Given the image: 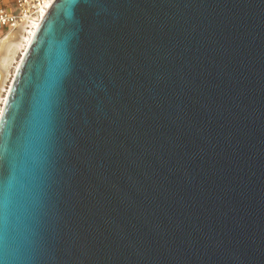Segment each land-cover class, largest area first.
Segmentation results:
<instances>
[{
	"label": "water",
	"instance_id": "obj_1",
	"mask_svg": "<svg viewBox=\"0 0 264 264\" xmlns=\"http://www.w3.org/2000/svg\"><path fill=\"white\" fill-rule=\"evenodd\" d=\"M0 264H264V0H55L0 120Z\"/></svg>",
	"mask_w": 264,
	"mask_h": 264
},
{
	"label": "bare ground",
	"instance_id": "obj_2",
	"mask_svg": "<svg viewBox=\"0 0 264 264\" xmlns=\"http://www.w3.org/2000/svg\"><path fill=\"white\" fill-rule=\"evenodd\" d=\"M40 22L41 19H37L25 23L17 32L11 34L4 41H2L0 45V120L17 70L19 69L22 59L25 56L40 26ZM18 51H23L22 56L20 58V61L17 62V66L15 68L14 74L11 76L10 85L6 92V97L2 101L1 94L5 90V85L7 84V80L10 76L9 69L15 63V59Z\"/></svg>",
	"mask_w": 264,
	"mask_h": 264
},
{
	"label": "built area",
	"instance_id": "obj_3",
	"mask_svg": "<svg viewBox=\"0 0 264 264\" xmlns=\"http://www.w3.org/2000/svg\"><path fill=\"white\" fill-rule=\"evenodd\" d=\"M55 0H15L16 12H11L0 1V45L22 25L41 19Z\"/></svg>",
	"mask_w": 264,
	"mask_h": 264
},
{
	"label": "rangeland",
	"instance_id": "obj_4",
	"mask_svg": "<svg viewBox=\"0 0 264 264\" xmlns=\"http://www.w3.org/2000/svg\"><path fill=\"white\" fill-rule=\"evenodd\" d=\"M1 1V0H0ZM3 1V2H2ZM1 3H4L5 6L9 9V11L11 12H16V5H15V0H2ZM22 52L23 51H18L17 55H16V59H15V63L11 66L10 70V76L7 80V84L5 85V90L4 92L1 94V99L2 101L4 100V98L6 97V92L7 89L9 88L10 85V80H11V76L14 74L15 68L17 66V62L20 61V58L22 56Z\"/></svg>",
	"mask_w": 264,
	"mask_h": 264
},
{
	"label": "crops",
	"instance_id": "obj_5",
	"mask_svg": "<svg viewBox=\"0 0 264 264\" xmlns=\"http://www.w3.org/2000/svg\"><path fill=\"white\" fill-rule=\"evenodd\" d=\"M2 1V0H1ZM3 2V1H2ZM2 5H5L4 3H2Z\"/></svg>",
	"mask_w": 264,
	"mask_h": 264
}]
</instances>
